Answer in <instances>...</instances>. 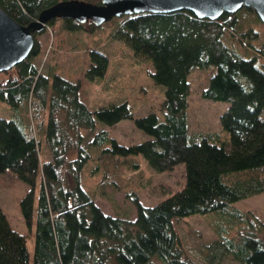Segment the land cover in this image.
I'll use <instances>...</instances> for the list:
<instances>
[{
    "label": "trees",
    "instance_id": "16d2710c",
    "mask_svg": "<svg viewBox=\"0 0 264 264\" xmlns=\"http://www.w3.org/2000/svg\"><path fill=\"white\" fill-rule=\"evenodd\" d=\"M58 1L0 0V6L28 24ZM113 18L119 21L113 36L138 58L152 59L151 77L165 88L164 117L155 112L135 116L126 100L90 108L80 97V81L59 74L50 78L40 68L35 56L42 33L35 32L31 53L0 72V99L15 110L14 118L0 115V177L11 173L29 186L20 207L30 229L29 235L14 229L0 207V264H31V255L34 264H199L177 230L178 223L198 214L209 215L219 236L208 246L211 263L220 249L242 264H264V220L235 205L264 190V22L247 6L217 19L187 9ZM56 19L48 21L45 32ZM59 19L69 30L91 32L96 26ZM89 53L86 74L104 77L109 57L98 49ZM212 65L216 71L203 96L229 102L221 115L228 143L217 133L189 131V74ZM22 105L29 113L25 124ZM122 119H133L152 138L119 142L110 129ZM43 132L49 159L43 158ZM93 145L105 179L139 169L135 156L143 155L159 171L183 163L185 184L154 205L143 204L136 190L128 189L136 217L107 213L96 202L102 189L91 192L82 184ZM110 180L112 198L122 186ZM33 234L32 254L27 240Z\"/></svg>",
    "mask_w": 264,
    "mask_h": 264
},
{
    "label": "rangeland",
    "instance_id": "374dc122",
    "mask_svg": "<svg viewBox=\"0 0 264 264\" xmlns=\"http://www.w3.org/2000/svg\"><path fill=\"white\" fill-rule=\"evenodd\" d=\"M89 1L99 2V0ZM117 19L112 18L101 25H96L90 32L83 29L69 30L61 25V19L58 18L53 24L48 25L46 32L43 30L40 32L42 34L37 35L40 50L35 60L50 78L59 74L72 81H80V97L92 109L126 100L132 105L135 116L155 112L162 120L164 116L161 104L164 99V85L155 83L151 77L150 73L154 69L152 59L138 58L130 46L113 36L119 23ZM92 49H98L109 57V66L104 77L90 78L86 74L91 65L89 52ZM237 50H240V46ZM215 71L216 66L212 65L203 69L194 68L189 74L190 93L187 115L189 131L196 134L217 133L222 141L228 143L229 136L222 127L221 115L229 106V102L203 96V89L208 86L209 78ZM1 78L4 77L0 74ZM0 115L7 118L15 117V110L2 99H0ZM21 117L24 124L29 119L25 106L21 108ZM110 133L124 144L152 138L151 135L139 129L133 119H122L111 127ZM40 135L43 140V158L49 159L50 152L44 132ZM221 140L218 142L220 143ZM90 150L93 156L83 170L82 184L91 192L102 189L103 193L96 202L107 213L128 214L132 219L136 217V207L127 197L128 189H135L143 204L154 205L185 184L186 173L183 163L177 164L171 170L159 171L152 168L143 155L135 156L140 162L139 169H128L129 173L125 172L126 170L116 172L114 176L109 174V179H105L106 169L101 165L99 156L96 157L99 149L93 145ZM112 163L113 161L110 160L109 164ZM110 178H114L116 183L122 186V189L111 193L112 198L109 196L110 188H112ZM103 179L105 181L102 187H98L97 183ZM28 188L24 181L11 173L0 177V207L14 229L29 235L30 229L25 223L20 207V200ZM235 205L255 212L264 220V190L236 201ZM207 216L209 215H194L185 218L177 225V230L181 233L183 242L192 257L199 264H242L232 254L224 253L218 248L216 252L219 253V258L215 263L210 262L207 256L208 246L217 241L219 236L211 227L210 218ZM27 243L33 254L34 234L28 237ZM211 253L213 254L210 251V255ZM32 257L31 255V264H34Z\"/></svg>",
    "mask_w": 264,
    "mask_h": 264
},
{
    "label": "water",
    "instance_id": "95a60500",
    "mask_svg": "<svg viewBox=\"0 0 264 264\" xmlns=\"http://www.w3.org/2000/svg\"><path fill=\"white\" fill-rule=\"evenodd\" d=\"M243 6L252 7L264 22V0H60L42 9L28 24L18 22L0 6V72L25 59L35 46V32L43 31L55 18H73L98 26L123 14L187 9L200 18L217 19L223 12L233 13Z\"/></svg>",
    "mask_w": 264,
    "mask_h": 264
}]
</instances>
